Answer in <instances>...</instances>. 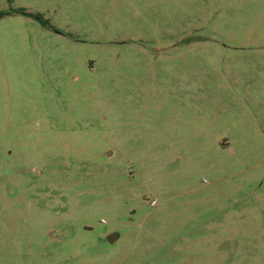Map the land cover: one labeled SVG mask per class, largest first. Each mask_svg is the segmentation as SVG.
Returning <instances> with one entry per match:
<instances>
[{
	"label": "rangeland",
	"instance_id": "374dc122",
	"mask_svg": "<svg viewBox=\"0 0 264 264\" xmlns=\"http://www.w3.org/2000/svg\"><path fill=\"white\" fill-rule=\"evenodd\" d=\"M1 11L0 264H264V0Z\"/></svg>",
	"mask_w": 264,
	"mask_h": 264
},
{
	"label": "trees",
	"instance_id": "16d2710c",
	"mask_svg": "<svg viewBox=\"0 0 264 264\" xmlns=\"http://www.w3.org/2000/svg\"><path fill=\"white\" fill-rule=\"evenodd\" d=\"M18 11H19L21 14L26 15V16H28V17H32L33 19L39 21L41 24L46 25V22L42 19V16H40L39 14H33V13H30V12H28L26 9H20V10H18ZM6 15H7V12H3V11H1V12H0V19H1L2 17L6 16Z\"/></svg>",
	"mask_w": 264,
	"mask_h": 264
},
{
	"label": "water",
	"instance_id": "95a60500",
	"mask_svg": "<svg viewBox=\"0 0 264 264\" xmlns=\"http://www.w3.org/2000/svg\"><path fill=\"white\" fill-rule=\"evenodd\" d=\"M108 239L110 242L113 241V236L109 237Z\"/></svg>",
	"mask_w": 264,
	"mask_h": 264
}]
</instances>
